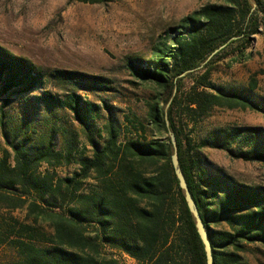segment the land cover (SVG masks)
<instances>
[{
    "label": "trees",
    "instance_id": "obj_1",
    "mask_svg": "<svg viewBox=\"0 0 264 264\" xmlns=\"http://www.w3.org/2000/svg\"><path fill=\"white\" fill-rule=\"evenodd\" d=\"M256 36H264V0H221L182 18L149 59L130 62L135 76L152 84L158 96L148 103L143 121L125 118L126 134L136 137L122 143L106 101L96 106L78 95L107 94L106 79L48 73L0 47V131L8 148L0 153V211H25L22 221L0 214V248L15 255L5 264H117L105 249L137 264H206L171 166L169 130L214 264H240L243 244L264 248V188L236 183L201 153L222 150L233 160L264 164V129H219L197 141L185 134L215 108L264 114L254 83L226 89L209 79L218 60L228 55L244 60ZM186 79L191 83L184 89ZM55 86L70 91L55 95ZM13 96L18 125L9 128L5 111ZM102 111L107 117L100 131L94 124ZM59 113L80 126L90 147V156L79 157L78 169L68 176H59L57 168L71 160L75 146L71 137L65 139ZM147 131L165 137L147 141Z\"/></svg>",
    "mask_w": 264,
    "mask_h": 264
},
{
    "label": "rangeland",
    "instance_id": "obj_2",
    "mask_svg": "<svg viewBox=\"0 0 264 264\" xmlns=\"http://www.w3.org/2000/svg\"><path fill=\"white\" fill-rule=\"evenodd\" d=\"M220 3L221 0H106L102 4L0 0V47L48 73L64 70L106 79L111 87L107 94L96 91L79 92L78 95L96 106L106 101L112 108L114 126L119 131L118 141L122 143L136 137L126 134L125 118L143 121L148 103L158 96L152 84L135 76L130 62L149 59L153 49L166 42L170 30L185 16L206 4ZM209 79L226 89H247L254 83V94L264 100V36L254 38L244 60H235L231 55L218 60L210 69ZM190 83V79H186L183 88L187 89ZM69 89L55 86L51 91L62 96ZM166 97L161 96V101ZM17 99L13 96L7 101L5 113L11 117L9 128L18 125L13 113ZM2 103L0 99V106ZM101 115L94 124V129L100 131L107 117L104 111ZM58 116L64 120L65 139L71 137L75 146L71 160L57 168L59 176H68L78 169L79 157L90 156V147L80 126L69 115L59 113ZM231 127L264 129V114L248 109L215 108L197 127L191 131L186 129L185 134L197 141L213 131ZM164 137L154 131H147L145 135L147 141ZM6 149L0 131V153ZM201 153L206 161L236 183L264 188L263 163L233 160L226 152L210 148H204ZM0 214L22 221L25 211L2 210ZM103 254L117 264H137L126 254L111 249H105ZM238 256L240 264H264V248L260 245L243 244ZM14 258L12 251L0 248V264Z\"/></svg>",
    "mask_w": 264,
    "mask_h": 264
},
{
    "label": "water",
    "instance_id": "obj_3",
    "mask_svg": "<svg viewBox=\"0 0 264 264\" xmlns=\"http://www.w3.org/2000/svg\"><path fill=\"white\" fill-rule=\"evenodd\" d=\"M169 105V103H168ZM167 105V106H168ZM166 126L169 127V123L166 120ZM168 136L170 139V144L172 148V154L170 157L171 161V166L174 172V175L178 181V186L180 190L183 193V198L186 203L187 209L189 213L191 214L194 223H195V228L197 231V234L203 244V249L205 253V258H206V264H214V257H213V252H212V247L211 243L209 240V235L204 227V224L202 222V219L199 215L198 209L196 207V204L191 196V193L188 189L186 180L184 178V175L181 171L180 165H179V159H178V151H177V144H176V139L172 131H168Z\"/></svg>",
    "mask_w": 264,
    "mask_h": 264
}]
</instances>
